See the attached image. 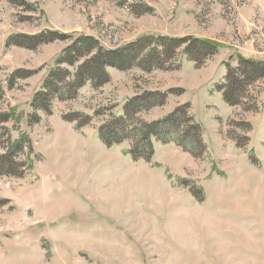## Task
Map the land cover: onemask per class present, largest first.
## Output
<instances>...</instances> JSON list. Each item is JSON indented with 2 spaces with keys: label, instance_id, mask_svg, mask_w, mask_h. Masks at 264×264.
Listing matches in <instances>:
<instances>
[{
  "label": "rangeland",
  "instance_id": "obj_1",
  "mask_svg": "<svg viewBox=\"0 0 264 264\" xmlns=\"http://www.w3.org/2000/svg\"><path fill=\"white\" fill-rule=\"evenodd\" d=\"M7 262L264 264V0H0Z\"/></svg>",
  "mask_w": 264,
  "mask_h": 264
},
{
  "label": "bare ground",
  "instance_id": "obj_2",
  "mask_svg": "<svg viewBox=\"0 0 264 264\" xmlns=\"http://www.w3.org/2000/svg\"><path fill=\"white\" fill-rule=\"evenodd\" d=\"M65 148H66V146H65ZM64 148V151H68V152H70V153H72L73 154V150L72 149H70V148H66L65 149ZM95 156H93V157H91V158H94ZM89 161H91V159H89ZM97 161L98 162H96L95 164L96 165H98L99 163H103V165H105V164H108V162H110V159H109V156H107V155H98V157H97ZM80 164V163H79ZM91 165H94V164H91ZM80 166H81V164H80ZM88 166H90V165H88ZM64 167H65V165H64ZM62 169V168H61ZM71 169L75 172L74 174H76V175H79V176H82L84 173H83V171L82 170H85V172H86V174L88 173V171L89 170H87V169H85V166H82L81 168L79 167L78 169H75V165H72L71 166ZM51 173V172H50ZM64 175V174H63ZM71 176H72V173H71ZM73 177V176H72ZM147 183L144 181V179L143 180H141L140 181V179H138V180H136V181H134V180H132L130 183H132V184H134L135 186H146V185H150L151 186V179L150 178H147ZM134 188V187H133ZM132 189V188H131ZM134 190V189H133ZM110 205H111V207H113V208H115V206H116V204L112 201L111 203H110ZM177 206H178V204H177V202H176V200H172L169 204H168V207H169V211H170V213H171V215H172V213L173 212H175L176 211V213H177V216L175 217V219L176 220H174L172 223H171V225H170V229H171V231H172V233H173V235H174V237H177L178 239H179V241H181V242H185V241H189L190 239H192V232H191V230L189 231L188 230V233L186 234V235H184V233H185V231L188 229V226L187 225H185V223H181V220H180V218H181V215L183 214V213H187L188 214V212H182V211H180L179 209H176L177 208ZM156 207H158V206H156ZM159 208V207H158ZM157 212H159V210L157 211ZM174 219V218H173ZM189 219H190V217H189ZM172 227V228H171ZM189 227H190V225H189ZM207 231H208V228L206 229ZM180 237V238H179ZM9 262H7V264H8Z\"/></svg>",
  "mask_w": 264,
  "mask_h": 264
},
{
  "label": "trees",
  "instance_id": "obj_3",
  "mask_svg": "<svg viewBox=\"0 0 264 264\" xmlns=\"http://www.w3.org/2000/svg\"><path fill=\"white\" fill-rule=\"evenodd\" d=\"M89 41L90 43H92V40H89ZM83 47H89L87 52L89 51V49L93 51L95 48L91 44H88L86 42L83 44ZM78 50H80V48ZM87 52L81 53V55H88ZM118 54L121 55V53L113 54L111 52L107 54H102V52H99L97 55H94L92 58L86 61L84 66L82 67V78L80 79L85 80L86 78L87 81H90V79H96L99 76V74L104 73V69L107 66H109L108 60L112 59L114 56H119ZM225 98H226V101L230 103L231 105L236 104L234 100L229 98V96H225ZM100 137H101V140L105 144H107V146H111L113 144V142L110 141V139L108 140V136L105 133H103V131L101 132Z\"/></svg>",
  "mask_w": 264,
  "mask_h": 264
}]
</instances>
